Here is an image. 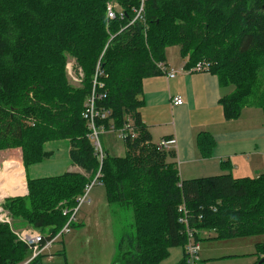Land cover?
<instances>
[{
    "label": "trees",
    "instance_id": "1",
    "mask_svg": "<svg viewBox=\"0 0 264 264\" xmlns=\"http://www.w3.org/2000/svg\"><path fill=\"white\" fill-rule=\"evenodd\" d=\"M111 3L121 11L109 21ZM140 5V0H0V151L22 149L28 169L50 157L47 143L69 140L72 162L91 176L28 180V196L8 199L4 208L21 227L52 239L69 221L63 212L77 206L74 197L85 194L101 170L98 181L109 205L135 217L114 264H161L171 249L183 247L185 253L183 205L201 242V232L224 240L264 235V174L182 181L171 162L175 153L158 151L139 114L143 80L162 75L158 64L166 62L170 47L180 48L187 71L203 64L201 71L232 91L221 100L228 120L240 118L247 106L264 113V92L256 105L250 101L264 70V0H148L145 21L131 25ZM69 58L85 73L84 89L69 84ZM100 60L108 94L98 108L112 112L104 124L118 131L132 120L140 134L125 141L124 158L106 152L102 169L82 119ZM198 144L210 157L212 137L200 134ZM9 167L23 171L17 160L6 163ZM63 201L68 209L59 207ZM258 251L259 263L264 242ZM30 256L9 226L0 224V264H23ZM30 264L50 263L39 258ZM178 264H186L185 256Z\"/></svg>",
    "mask_w": 264,
    "mask_h": 264
},
{
    "label": "crops",
    "instance_id": "2",
    "mask_svg": "<svg viewBox=\"0 0 264 264\" xmlns=\"http://www.w3.org/2000/svg\"><path fill=\"white\" fill-rule=\"evenodd\" d=\"M166 57L164 64L170 73L176 74V77L172 79L167 75H160L144 79L142 83L144 105L139 109V114L154 145L160 144L162 140L175 141L176 145L171 146L170 152L175 153L176 159L171 162L177 165L181 180H200L229 174L235 179H254L263 175L264 113L262 109L247 106L240 118L228 120L221 100L232 91L222 89L219 79L207 71H187L185 69L187 61L184 58L182 65H173L169 63L167 54ZM175 98H182L184 104L174 106L172 102ZM128 124L134 125V122L129 120ZM200 134L210 135L215 143L210 157H204L198 144ZM71 150L72 145L69 140L49 142L44 146V151L50 154V157L42 163L52 159L56 152L66 153L69 156L67 171L61 175L54 173L60 169L36 171V167L42 163L26 169L22 149L9 151L11 155L8 158L9 162L17 160L21 164L24 174L23 183L26 186L23 184L19 186V175L17 176L15 170L13 193L9 194L7 189H4L5 196H13L6 197V200L27 197L28 180L55 178L77 171L78 167L70 157ZM127 150L126 147V152ZM106 152L111 154L109 149H106ZM15 154L16 159L13 157ZM31 170L34 171V177L31 176ZM0 174L5 176L2 170ZM7 175L12 177V173ZM14 179H4L5 187L8 188ZM20 193L22 195L18 196ZM5 202L2 198L1 203ZM106 207L109 211L112 210V206ZM88 218L89 215L86 217V222ZM204 235L208 236V232ZM181 259H184V249Z\"/></svg>",
    "mask_w": 264,
    "mask_h": 264
},
{
    "label": "rangeland",
    "instance_id": "3",
    "mask_svg": "<svg viewBox=\"0 0 264 264\" xmlns=\"http://www.w3.org/2000/svg\"><path fill=\"white\" fill-rule=\"evenodd\" d=\"M117 5L116 3H111ZM120 12V7L116 9ZM167 56L169 57V63L173 65H182L183 59L181 56L179 47H170L167 52ZM171 61V62H170ZM101 66V72H103L102 76L99 77L98 83H101L103 87H99L97 93L104 97L107 95V87H106V79L108 76L105 70L102 67L101 60L98 62V66ZM204 67L203 64H200L198 68ZM208 68V65L205 67ZM67 74L69 79V84L73 89H84L85 85V73L81 66H79L78 62L74 58L68 59L67 64ZM97 70V68H96ZM96 74V71H95ZM95 74L92 78V85L94 86V78ZM82 75V77H81ZM264 92V70L260 72L259 82L256 88L255 98L251 99L253 105H256L260 95ZM90 95V94H89ZM88 100V98H87ZM87 102V101H86ZM85 102V105H86ZM85 105L82 109V119L83 112L85 110ZM84 120V119H83ZM85 121V120H84ZM87 129L88 125L85 121ZM30 126L34 125L33 122L29 121ZM89 132V130H88ZM102 144L106 151L109 149L111 154L115 157L124 158L127 154L126 152V144L123 139H121L117 134L107 133L102 137ZM9 151H13L12 149L6 151H0V171H4V175L0 174V206L4 208V204L1 203L2 198L10 197L13 195L5 196V190L7 189V193H13V189L15 184L14 177H9L5 172L6 163L9 162L8 159L11 155L8 153ZM16 159L17 155H13ZM69 156L66 153L56 152L55 156L38 165L36 167V171L43 172L48 169H60L55 171L57 175L64 174L67 170L66 167L69 164ZM77 171H74L72 174L80 175L88 180L91 179V176L80 166L75 165ZM59 167V168H56ZM15 170L11 173H14ZM19 175V186L23 183V172L18 170L17 176ZM31 176L34 177V171L31 170ZM12 178L14 179L11 185H8V188L5 187L6 180ZM92 181H89V184ZM94 182V181H93ZM92 182V183H93ZM91 183V184H92ZM90 184V185H91ZM86 187L85 192L87 191ZM107 189L104 185H96L92 187L91 191L88 193L86 197V202L82 206L78 216L77 222L72 226L71 232L65 235L60 242L55 247V253L57 256L55 257L52 264H114L117 259L118 245L121 239L125 234H128L132 229V225H135V217L133 212L127 213H119L115 208L112 207V210H108L109 202L107 196ZM21 194V193H20ZM83 195H79L74 197V204L78 203V200L82 198ZM69 203L67 201H63L60 203L62 210L69 208ZM74 206V205H73ZM73 209V208H72ZM6 210V209H5ZM128 211V210H124ZM6 213L11 219V225L9 226L10 231H21L24 229H33L32 227L24 226L19 224L12 216V214L6 210ZM89 215L88 221L86 222V217ZM94 215V216H93ZM94 217V218H93ZM18 224V225H17ZM21 225V226H20ZM35 230V229H34ZM204 233L201 232V253L200 257L202 260V264H257L259 258L257 257L259 251V245L264 242V235L244 237V238H234V239H220L217 233L208 232V236H205ZM14 234V233H13ZM17 242H19L17 240ZM215 242V243H212ZM20 243V242H19ZM63 253H60L62 252ZM257 255V256H256ZM183 256V247L174 248L171 252L170 256L165 259L161 264H175L179 263L181 257ZM184 260V259H183Z\"/></svg>",
    "mask_w": 264,
    "mask_h": 264
},
{
    "label": "built area",
    "instance_id": "4",
    "mask_svg": "<svg viewBox=\"0 0 264 264\" xmlns=\"http://www.w3.org/2000/svg\"><path fill=\"white\" fill-rule=\"evenodd\" d=\"M140 1V8L138 10H135L136 17L131 22V25L135 22L145 21V5L148 0ZM118 7V5L108 4L107 18L109 21L115 20L117 18V15L120 13L116 10ZM121 16L123 17V13H121ZM158 68L162 72V75H167L172 79L176 77L175 73H170L168 71V68L164 63L158 64ZM197 71H201V68H197L192 72ZM102 74L103 72H101V66L99 65L96 70L92 93L88 97L85 105V110L83 112V119L87 122L89 130L88 139L92 144L99 162L101 163V169L104 159L106 158V151L102 144V137L105 134L115 133L124 141L131 139L133 142L138 140L140 136L138 129L133 125L127 124L123 129L117 131L114 125L111 124V126L107 128L104 124L105 121H108L111 118L112 112L109 110L98 108L99 103L103 102V100L107 98V95H104L103 97L97 93V90L100 89L99 87H103L101 83H98L99 77L102 76ZM172 104L174 106H182L184 104V100L182 98H175ZM174 145H176V143L173 140H162L160 144L157 145V148L158 151L161 152H170L171 146ZM99 178H101V170L94 182L87 188L84 196L78 200L77 206L71 210H65L63 212L64 216L69 217V221L65 225L63 230L54 238L49 239V237L43 235L39 231L29 228L21 231H13L17 240L26 245L31 253L29 259L23 264H30L39 258H44L45 262H52L55 259V247L65 235L71 232V228L77 222V216L82 206L86 202L88 193L91 191L92 187L96 185H102V183L98 181ZM179 210L181 213L179 224L184 226L188 237V242L185 247L184 253L186 264H202V260L200 257L202 242L197 239V232L192 228V226H190V217L185 206L183 205ZM0 224L11 225V219L6 213L5 208H3L2 206H0Z\"/></svg>",
    "mask_w": 264,
    "mask_h": 264
},
{
    "label": "bare ground",
    "instance_id": "5",
    "mask_svg": "<svg viewBox=\"0 0 264 264\" xmlns=\"http://www.w3.org/2000/svg\"><path fill=\"white\" fill-rule=\"evenodd\" d=\"M14 170L17 171V169H15V168H14ZM12 171H13V168H11V167L5 169V172H6V173H11ZM14 173H15V172H14ZM14 173H12V176H13ZM16 196H17V195H16Z\"/></svg>",
    "mask_w": 264,
    "mask_h": 264
},
{
    "label": "water",
    "instance_id": "6",
    "mask_svg": "<svg viewBox=\"0 0 264 264\" xmlns=\"http://www.w3.org/2000/svg\"><path fill=\"white\" fill-rule=\"evenodd\" d=\"M258 264H264V258Z\"/></svg>",
    "mask_w": 264,
    "mask_h": 264
}]
</instances>
